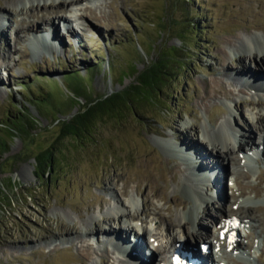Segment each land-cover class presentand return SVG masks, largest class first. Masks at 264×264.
<instances>
[{
	"label": "rangeland",
	"instance_id": "rangeland-1",
	"mask_svg": "<svg viewBox=\"0 0 264 264\" xmlns=\"http://www.w3.org/2000/svg\"><path fill=\"white\" fill-rule=\"evenodd\" d=\"M68 1L22 0L16 12L0 11V143L9 145L0 154V264H143L103 235V226L113 224L114 229L109 218L116 209L127 211L128 205L133 214L125 218L138 226L144 222L143 228L152 229L150 236L170 249L165 227L171 217L178 218L192 206L196 216L208 206L205 224L216 233V214L225 202L226 215L236 213L262 222L258 228L253 225L255 230L247 224L241 231L240 240L248 249L237 255L222 245L226 253L220 257L235 261L228 264H264V131L257 128L258 116L264 115V87L249 84L258 79L255 71L240 73L236 68L259 67L260 61L250 59L246 50L259 47V39L264 42V0H82L66 9ZM39 2L55 5L36 8L44 21L40 31L18 32L22 22L39 20L28 10ZM71 13L79 18L65 20ZM53 20L57 37L53 34L50 39ZM227 39L235 44L227 45ZM221 47L228 53L229 71L238 78L237 84L223 79L226 88L222 89L230 92H211L203 102L200 94L208 90L207 81L222 77ZM162 50L168 51L166 62L174 64L166 84L160 77L144 84L141 96L126 104L127 113L98 119L82 138L62 135V121L84 109L87 100L84 95L72 98L67 88L70 75L81 78L82 86L96 96L109 95L135 85L131 65L146 69ZM261 57L264 70V53ZM23 118L28 121V134L10 135L5 123L20 125ZM196 124V146H191L187 139L193 137ZM253 135L255 145L261 143V154L247 166L242 159L252 149L254 153L249 145L255 141L241 151L238 143ZM225 138L235 144L233 156L241 166L244 193L234 179L235 164L221 157L223 164L216 166L213 142L225 143ZM203 146L207 152L199 151ZM43 149L54 158L53 170L45 176L38 168ZM176 166L180 169L174 170ZM177 198L187 202L184 208L175 203ZM103 199L107 202L101 206ZM125 218L117 230L128 243L137 236L126 227ZM185 221L177 219L172 228L177 243L182 241L180 230L193 226ZM74 225L92 232L59 233ZM142 235L147 259L159 264L150 256L148 236ZM200 240L194 241L197 248ZM16 244L19 248L13 249Z\"/></svg>",
	"mask_w": 264,
	"mask_h": 264
},
{
	"label": "bare ground",
	"instance_id": "bare-ground-1",
	"mask_svg": "<svg viewBox=\"0 0 264 264\" xmlns=\"http://www.w3.org/2000/svg\"><path fill=\"white\" fill-rule=\"evenodd\" d=\"M19 1H22V0H6V3H4V4H0V11L2 10V11H5V12H7V13H9V12H16L17 11V9L15 8V7H17V5H18V3H19ZM82 2V0H69L68 2H69V4H68V2H67V4L65 5V6H67V8L66 9H68V7L69 6H74L75 4H77L78 5V3L79 2ZM61 2H62V0H61ZM72 4V5H71ZM41 5V3L39 2L38 3V6H35V5H32V6H30L29 7V13L33 16V17H36L37 16V14H38V21L37 22H33V21H30V22H22V24H21V27H20V29L18 30V32H23V30H26V29H29V30H36V31H40V28H41V26H42V24L44 23V21H40V15H39V12H37V11H40L41 9L39 8V6ZM41 7H44L45 9H52V8H54L55 7V5L54 4H51L50 6H47V5H45V4H42L41 5ZM49 7V8H48ZM38 10H37V9ZM28 10H27V12H28ZM37 10V11H36ZM20 11L21 12H23L24 11V9H23V7L20 9ZM24 13V12H23ZM50 13V12H49ZM59 13H57V15H58ZM61 14H63L62 12H61ZM60 15V14H59ZM82 15V14H81ZM80 15V16H81ZM71 17L73 18V17H75V20L76 19H78L79 18V16L78 15H76V14H74V13H71L70 15H65V20H67V21H70L71 20ZM68 19H70V20H68ZM54 21L55 20H53V21H51L50 23L51 24H53L52 25V33H49V35L50 36H48V37H50V39H53V37H54V35L56 36V34L54 33V30L56 31V29H54ZM44 26V25H43ZM43 30V29H42ZM264 30V29H263ZM4 32V31H3ZM36 33V32H35ZM54 34V35H53ZM53 35V36H52ZM57 37V36H56ZM259 38V37H258ZM49 39V40H50ZM16 40H18V37H17V39ZM59 40V39H58ZM50 42V41H49ZM51 43H52V41L50 42V45H51ZM225 43L227 44V45H231V46H233L234 44H235V40L234 39H227L226 41H225ZM259 44H260V46L259 47H256L255 46V48H252V47H249L247 50H246V54L248 55V57L250 56V59H252V60H254V61H260L259 62V64H258V69L256 68V69H254V70H251L250 68L248 69V67H246V65H241V66H239V65H236V68H237V71L238 72H240V73H242V72H245V73H249L250 71L251 72H253V71H255V76L256 75H258V79H256L255 81L253 80V81H251V83H249V82H247V83H249L251 86H258V87H261V88H263L264 87V81H262L259 77H260V75L261 76H263L264 77V70L262 69V66H260V64L263 62V60H262V58L263 57H261V54L262 53H264V42L261 40V39H259ZM52 45H54L53 43H52ZM252 45V44H251ZM250 45V46H251ZM55 46V45H54ZM52 49L54 48V47H51ZM221 49H222V51H223V53H224V59L222 58V59H220V61H219V64L221 65V66H223V69L224 70H222L221 71V75H222V77H215V78H213V79H210L209 81H207V91H205L203 94L201 93L200 94V98L202 99V101L203 102H205L208 98H209V96H211L210 95V93L211 92H225V93H229L230 91L228 90H225V89H222L223 87L224 88H226L225 87V85L223 84V79H227L231 84H237V80H238V78L237 77H234L232 74H231V72L229 71V67H230V64H227V60H226V58L228 57V53H227V51L225 50V47L224 48H222L221 47ZM240 56V58H242V57H244V55H242V54H240L239 55ZM220 58V57H219ZM218 58V59H219ZM76 59V58H75ZM8 64V62L6 63V64H4V65H7ZM9 65V64H8ZM234 65V64H233ZM234 67V66H233ZM250 70V71H249ZM246 71H249V72H246ZM262 78V77H261ZM1 79L2 78H0V81H1ZM223 81V82H222ZM214 83H217V85L219 86V87H215V84ZM245 84H247L246 82H244ZM223 86V87H222ZM258 122L260 123V126L259 127H257V128H260V130L262 129V131H264V115H263V113L261 114V115H259L258 116ZM198 132H199V128H198V125L196 124L195 126H193L192 127V135H193V137L191 138V139H187V142H188V144L189 145H191V146H194L195 144H194V141H196V137L195 136H197L198 135ZM187 138V137H186ZM184 139V138H183ZM251 141H255L252 145H249L250 144V142ZM223 141H214L213 142V148H216V150H217V155H218V158L216 159V166H217V163H221V164H223V162H224V160L223 159H221V157L223 158H228L229 159V161L232 163V164H235L236 166H234V175H236L235 176V182H236V184L239 186V188H240V190H241V193H244L245 192V187H241V185H240V182H239V177H241L242 175H241V173L239 172V169H240V163L239 162H237L236 161V159L234 158V151H235V144L233 143V142H230L228 139H226L225 138V143H222ZM264 143V142H263ZM245 144H248L249 146H250V149H252V148H255L256 146L259 148L260 146H261V143L259 144V145H255V144H257L256 143V137H255V135H253V136H249V138H248V140H247V138H243L241 141H239V143H238V150L239 151H241L243 148H244V145ZM196 146V145H195ZM199 148V147H198ZM229 148V149H228ZM205 151V152H207V149L203 146L202 148H199V151ZM209 150V149H208ZM253 150V149H252ZM255 151V150H254ZM264 153V152H263ZM256 155H259V153H257V152H254L252 155H250L249 154V152H247V155H246V159H245V164L247 165V166H250L251 165V162H252V159H254V158H256ZM223 160V161H222ZM206 165V164H205ZM215 166V167H216ZM176 169H180L179 168V166H176L175 168H174V170H176ZM204 173V172H203ZM217 177V176H216ZM117 179H119V178H116L115 180H114V183H116V180ZM218 180L220 179V176H219V178H217ZM217 182V181H216ZM219 183H221L220 181H218ZM257 185V184H256ZM259 185V184H258ZM216 186H218L217 184H216ZM217 189H220V194H221V197L222 198H225V199H227V201H228V195L223 191V189H221V187H217ZM112 190V189H111ZM253 190L255 191V192H257L256 194H258V193H260V189H259V187L258 186H254L253 187ZM136 191L137 192H139V190H138V188L136 189ZM122 193L124 194V195H127L128 196V191H127V189H124L123 191H122ZM216 194H217V191H216ZM110 195H111V197H114L115 198V196H116V198H117V195H114L112 192H110ZM110 197V196H109ZM108 198V197H107ZM114 199V201H116L118 204H120L121 205V203H123V205L125 206L126 205V203H124L123 201H119L118 199ZM221 198V199H222ZM109 200V199H108ZM223 200V199H222ZM237 200V199H236ZM223 201H225V200H223ZM107 201H106V199H103L102 200V202H101V206H103V204H105ZM175 203H178V204H180L183 208L186 206V201L185 200H181L180 198H177L176 200H175ZM122 206V205H121ZM126 207V206H125ZM207 207L208 206H206L205 207V210H204V212H202V213H200V214H197L196 216H195V214L193 213L194 212V207L192 206L191 208H190V210L188 211V212H186V213H178V218H175V219H173L174 217H171L170 219H169V221L166 223V227H165V230L167 231V235H170V241H171V244L173 245H175L176 243H177V241H176V238L174 237V235H173V233H172V228H174V224H175V222H176V220L177 219H185L186 221H185V223L187 224V223H192V228L190 229L189 227L187 228V230H184L183 228H182V230H180V237L182 238V240L183 241H185V244H186V248L187 249H189V250H191V251H194V254L195 255H197V254H200L202 257H203V259H204V263L203 264H208L209 262H210V260L208 259V257H209V255H203L202 253H201V251H198L197 252V250L195 249L196 248V244L194 243V241H196V238L197 237H200V238H202V240H208V239H210V238H212V239H210V240H213L214 242H215V246L216 245H223L224 247H227L228 249H229V247L231 246V245H233V249H241V250H246V249H248L247 247H245V245L241 242V240H240V233L238 232L236 235H232V230L234 229V228H232V225H233V223H236V219H239V217H236V213H234V215H231V213H230V215L228 216V215H226V210H228V204L225 202L224 204H222V205H220L219 206V209L218 210H220L219 211V214H216L217 216H218V219H219V221H218V223H220L221 224V229H223V228H225L227 225L229 226V229H228V235H227V238L229 237V236H233L234 238H236V240H235V244H230V243H228V241H227V238H226V241L223 243L222 241H221V237H220V232L217 234V235H214V232H212V230L210 231L209 229H208V226H206V217L208 216V215H210V212L208 211L207 212ZM153 209L156 211V208H154L153 207ZM115 214V215H114ZM114 214H113V216H111V218H109V220L112 222V223H114V229H112L111 227L113 226V224L111 225V227H108L107 229H106V226H103V228H102V231L103 232H105L103 235H105L107 238H108V240L110 241V242H112V244H114V245H116L117 246V248H119V249H121V250H126V251H128L129 253H131V252H133L134 253V255H135V257H136V259H137V261L138 262H142L143 264H150L151 263V261H149V259H147L148 258V256H146V253H145V248H146V246H147V244H146V246H145V244H142L143 242H144V237H143V235L142 234H145V235H147L148 237H147V240H148V242H149V244L151 245L152 244V247L154 248L153 250H152V254L150 255L151 257H153L154 259H159L158 260V262H159V264H161V261L163 260H167L168 258L170 259L171 257H170V255H169V248H167V246H165L162 242H161V240H157L158 238H156L155 236H150L151 234L153 235V233H152V231L150 230V229H148V228H143V227H139L137 224H135L134 222H132V221H130L129 219H126L125 217H130V215H132L133 213H132V210L131 209H129V207H128V205H127V211H123V210H121L120 208H118V209H116L115 211H114ZM136 214V213H135ZM157 214V213H156ZM161 215V214H160ZM169 216V215H168ZM241 216V215H240ZM170 217V216H169ZM125 218V224H126V227H128L129 229H131V233H132V231H134L135 230V235L137 236L136 237V241L137 242H135V243H133L134 241H130L129 240V242L128 243H126L127 242V236L125 235H123L122 233H121V231H120V229L119 230H117L118 229V227H120L121 226V221H122V219H124ZM136 218V217H135ZM162 216H160V219H159V224L160 225H163L164 223H160V221L162 220ZM166 218H168V217H166ZM165 219V218H164ZM242 219L243 220H241V222L242 223H245V224H247V223H250V226L252 227V229H257L258 227H259V225L261 224V222L262 221H259V220H256V221H253L251 218H250V216H246V217H244V216H242ZM257 222H259V224L257 223ZM116 224V225H115ZM217 224V223H216ZM256 225V227L257 228H255V227H253V225ZM195 225H197L198 227H195ZM249 225V224H248ZM116 226V227H115ZM142 228V229H141ZM92 231H89L88 229L87 230H82V229H80L78 226H73L72 228H66V229H63V230H61L59 233L60 234H62V235H64V236H72V235H74V234H83V235H85V234H87V233H91ZM173 232H174V229H173ZM196 232H198V234L196 233ZM250 232L251 231H248V233H247V235L249 236V234H250ZM102 233V232H101ZM107 234V235H106ZM154 234H156V233H154ZM158 234V233H157ZM46 235H42V237L44 238ZM89 236H92V235H89ZM63 237V236H62ZM251 235L249 236V239H251ZM65 238H63V240H64ZM16 241V240H15ZM14 241V242H15ZM24 241V240H23ZM189 243V244H188ZM192 243H194L195 245H193ZM143 246V247H142ZM171 246V245H170ZM17 248H19V246H17V244H16V246H13V249H17ZM56 248V247H55ZM140 249H142V251H140ZM177 249V247H175V250ZM165 253V254H164ZM166 253H168V254H166ZM215 254H216V256H217V259H215V262L217 263V264H228L229 262L230 263H235V261L234 260H226V261H224V259H223V257H220V255H219V252H218V254H217V252H215ZM212 255V254H211ZM149 256V257H150ZM207 256V257H206ZM220 257V258H219ZM211 260H212V258H211ZM189 263V262H188ZM164 264H167V263H164ZM170 264H171V262H170Z\"/></svg>",
	"mask_w": 264,
	"mask_h": 264
},
{
	"label": "trees",
	"instance_id": "trees-1",
	"mask_svg": "<svg viewBox=\"0 0 264 264\" xmlns=\"http://www.w3.org/2000/svg\"><path fill=\"white\" fill-rule=\"evenodd\" d=\"M182 39L181 36L177 35ZM185 41V40H184ZM179 55V54H178ZM192 60V59H190ZM168 51L163 52L160 58L157 59L154 63L149 65L146 69L139 70L134 65H131L132 74L136 78V84L132 85L122 91L113 92L112 94L98 95L91 93V88L87 89L82 86L81 78H78L75 75H70L72 78V83L68 84L67 88L72 93V98L77 99L79 96H86V105L84 109L76 112L69 119H65L61 123V133L63 136H72L74 138L84 137V132H89L91 128L95 125V122L102 117L110 116L111 118H116L124 113H127L130 108L126 104L131 105L133 102L134 96H141L142 91L141 87L145 85L153 84L154 80L158 77L163 80L162 84L167 83L166 74L169 71L174 70L173 65L168 62ZM175 62H178L177 60ZM169 70V71H168ZM124 76V75H123ZM122 76V77H123ZM68 77V79H69ZM68 81V80H67ZM68 83V82H67ZM159 89V86L157 87ZM127 95V96H125ZM71 98V99H72ZM132 108H135L132 105ZM23 118L20 125L8 124V133L11 135L13 133H25L28 134V127L26 123L28 121ZM18 121V120H17ZM26 121V122H25ZM31 122V121H30ZM9 145L7 141L0 143V154L7 151ZM54 158L49 149H43L38 154V168L41 171V175L45 176L50 174L53 170ZM39 176V175H38Z\"/></svg>",
	"mask_w": 264,
	"mask_h": 264
},
{
	"label": "snow or ice",
	"instance_id": "snow-or-ice-1",
	"mask_svg": "<svg viewBox=\"0 0 264 264\" xmlns=\"http://www.w3.org/2000/svg\"><path fill=\"white\" fill-rule=\"evenodd\" d=\"M177 259H179V258H177Z\"/></svg>",
	"mask_w": 264,
	"mask_h": 264
}]
</instances>
